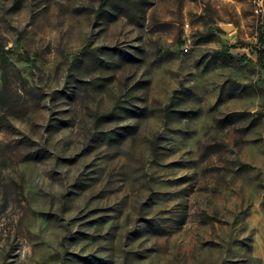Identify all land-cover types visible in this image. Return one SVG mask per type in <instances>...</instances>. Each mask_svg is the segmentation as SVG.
Here are the masks:
<instances>
[{"label": "rangeland", "instance_id": "obj_1", "mask_svg": "<svg viewBox=\"0 0 264 264\" xmlns=\"http://www.w3.org/2000/svg\"><path fill=\"white\" fill-rule=\"evenodd\" d=\"M0 100V264H264V0H0Z\"/></svg>", "mask_w": 264, "mask_h": 264}, {"label": "trees", "instance_id": "obj_2", "mask_svg": "<svg viewBox=\"0 0 264 264\" xmlns=\"http://www.w3.org/2000/svg\"><path fill=\"white\" fill-rule=\"evenodd\" d=\"M103 2H104V1H103ZM224 57H225V58H229V59L231 58L230 56H227V55H224ZM0 102H1V106H2V100H0ZM105 116H107V115H105Z\"/></svg>", "mask_w": 264, "mask_h": 264}, {"label": "water", "instance_id": "obj_3", "mask_svg": "<svg viewBox=\"0 0 264 264\" xmlns=\"http://www.w3.org/2000/svg\"><path fill=\"white\" fill-rule=\"evenodd\" d=\"M223 31L228 32L229 31L228 27H224Z\"/></svg>", "mask_w": 264, "mask_h": 264}]
</instances>
